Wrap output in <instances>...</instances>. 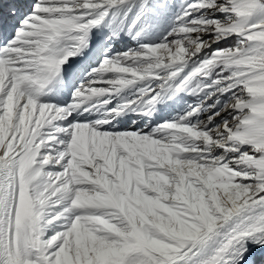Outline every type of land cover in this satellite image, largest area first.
I'll return each mask as SVG.
<instances>
[{
	"label": "snow or ice",
	"instance_id": "1",
	"mask_svg": "<svg viewBox=\"0 0 264 264\" xmlns=\"http://www.w3.org/2000/svg\"><path fill=\"white\" fill-rule=\"evenodd\" d=\"M0 264H264V0H0Z\"/></svg>",
	"mask_w": 264,
	"mask_h": 264
}]
</instances>
